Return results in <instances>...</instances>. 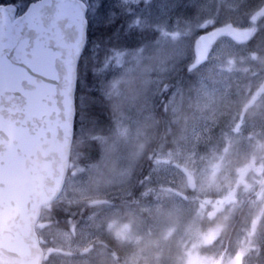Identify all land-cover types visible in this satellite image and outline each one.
<instances>
[{"label":"rangeland","instance_id":"374dc122","mask_svg":"<svg viewBox=\"0 0 264 264\" xmlns=\"http://www.w3.org/2000/svg\"><path fill=\"white\" fill-rule=\"evenodd\" d=\"M24 1L34 0L12 4ZM143 1L106 0L87 18L105 22L118 9ZM210 1L154 0L144 13L145 18L164 13L171 31L154 43L155 63L133 69L138 78L126 93L125 109L114 110L106 169L98 168L104 181L93 184L88 172H68L60 199L90 204L92 213L77 233H59L43 211L37 231L51 249L47 264H252L241 258L264 244V189L250 211L242 210L235 231L246 223L247 211L250 221L240 244L221 255L211 246L233 231L236 214L264 177V46L254 50L249 43L264 26V5L251 13L247 0H216V8L223 7L214 22L204 15ZM209 26L214 27L204 61L187 69L193 42L197 46L204 38L195 39L194 29ZM139 58L136 54V63ZM116 60L119 70L130 69L125 63L131 60ZM168 81H173L169 119L161 133L154 100ZM97 200L108 203L96 205ZM260 260L264 264V256Z\"/></svg>","mask_w":264,"mask_h":264},{"label":"water","instance_id":"95a60500","mask_svg":"<svg viewBox=\"0 0 264 264\" xmlns=\"http://www.w3.org/2000/svg\"><path fill=\"white\" fill-rule=\"evenodd\" d=\"M86 10L38 0L14 20V6H0V264L48 257L35 225L68 173Z\"/></svg>","mask_w":264,"mask_h":264},{"label":"trees","instance_id":"16d2710c","mask_svg":"<svg viewBox=\"0 0 264 264\" xmlns=\"http://www.w3.org/2000/svg\"><path fill=\"white\" fill-rule=\"evenodd\" d=\"M105 1L86 0L88 13L101 8ZM153 1L147 0L131 7L118 9L110 20L89 22L88 24L87 43L77 70L76 119L69 171L79 169L82 172H88L91 175L93 184L104 181V174L102 173V175L99 169L100 167L106 169L105 152L110 147L108 144L112 142L110 137L116 131L115 116L118 111L121 112L122 109H125L123 102L126 93L129 92L132 86V80L138 78L137 74L135 77L133 76V72L136 73V70L133 69H137V65L155 63L154 43L162 38L164 34L170 33L169 27L172 28V21L165 18L164 13L150 14L147 18L144 17V13L147 12ZM216 5L217 1L211 0L210 9L204 13V15L212 17L214 22H218L220 19L223 7V4L219 8H216ZM246 5L247 10L254 13L263 7L264 0H247ZM195 24L194 21L192 26H195ZM213 27L194 29L195 39L199 38L201 34H204V38L199 39L197 46L193 42V58L184 64L187 65V69L204 61L202 56L203 53L207 52L206 46L210 42L209 31ZM249 43L254 50H257L256 47L258 46H264V26L259 28L258 32L251 37ZM136 54L140 55L139 64L135 62ZM119 58L122 61L131 60V64L125 63L130 67L129 70H123L124 72L122 69L119 70V62L117 60L115 62V59ZM118 75L122 78L121 80L118 79ZM182 75L183 70L181 67L174 80L177 81ZM172 84L173 81L164 84L154 100L159 132L161 133L165 131L164 129L168 124L169 115L167 110L164 109V105L173 88ZM114 110H117V112H114ZM157 145L158 143H155L151 155L155 153ZM136 191V188L133 189L131 197L136 195ZM83 207L84 209H82ZM90 207L89 204H66L60 200L53 202L48 208L44 209L47 211L46 214H49L48 219L50 222L64 227H71L82 220L84 210ZM80 213L81 218L73 215ZM228 234L227 231L221 241H214L217 244L213 248L216 252L214 255L224 253L227 238L231 240L229 242V245H231L236 233L231 237H228Z\"/></svg>","mask_w":264,"mask_h":264},{"label":"flooded vegetation","instance_id":"af4514ba","mask_svg":"<svg viewBox=\"0 0 264 264\" xmlns=\"http://www.w3.org/2000/svg\"><path fill=\"white\" fill-rule=\"evenodd\" d=\"M261 247H262V249H260L259 244L255 246V248H258V250H257V253H255L254 256L249 259L250 263L257 264V261H259L260 257L263 256V252H261V250H264V247L262 244H261Z\"/></svg>","mask_w":264,"mask_h":264},{"label":"bare ground","instance_id":"6f19581e","mask_svg":"<svg viewBox=\"0 0 264 264\" xmlns=\"http://www.w3.org/2000/svg\"><path fill=\"white\" fill-rule=\"evenodd\" d=\"M77 73H78V71H77ZM76 89H77V84H76ZM76 89H75V96H76ZM75 103H76V99H75Z\"/></svg>","mask_w":264,"mask_h":264}]
</instances>
